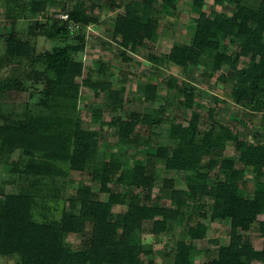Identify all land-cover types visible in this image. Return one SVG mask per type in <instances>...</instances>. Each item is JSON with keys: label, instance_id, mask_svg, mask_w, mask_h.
<instances>
[{"label": "trees", "instance_id": "trees-1", "mask_svg": "<svg viewBox=\"0 0 264 264\" xmlns=\"http://www.w3.org/2000/svg\"><path fill=\"white\" fill-rule=\"evenodd\" d=\"M69 1L73 5L68 9ZM92 1L85 10L87 0H0V172L9 176L0 184V257H15L18 264H156L147 259L163 256L162 252L154 245L133 243L134 235H142L150 222L151 234L160 242L168 236L175 241L173 264H193L194 242L205 240L209 231L204 222L194 221L196 214L211 223L229 220L232 226L229 241H216L217 257L207 264H264V221L259 219L264 216V135L256 134L258 144L251 145L216 120L217 108L209 110L214 124H204L197 111L203 95L188 79L192 67H199L204 78L218 76L223 83L231 82L240 108L264 114V0L257 8L246 6L244 0H214L216 8L226 7L230 13L213 8L209 15L207 0H187L199 15L190 41L175 42L160 56L148 55L158 69L179 70L182 85L179 76H170L167 96L160 97L159 85L148 84L145 102L151 107L108 123L102 122L104 112L122 114L124 92L111 77L100 78L106 71L97 78L88 71L81 83L70 74V65L88 48L92 14L122 7V0ZM179 1L131 0L126 5L112 32L124 61L131 62L129 54H138L147 41H157L160 23L155 12L168 15ZM52 8L67 18L50 15ZM21 20L27 23L24 30L18 27ZM41 37L53 43L52 49L38 48ZM6 66H22L20 77H2ZM82 88L103 98V106L94 109L91 118L101 124L100 130L84 126ZM13 95L29 100L18 105ZM182 98L191 112L188 125L167 116ZM164 123L170 124L167 136L172 145L163 144ZM140 128L158 137L155 147L133 158L123 152L108 156L119 148H139ZM106 129L112 144L103 148ZM229 143L236 156L228 160L223 153ZM159 164H164L160 171ZM72 172H88L99 179V191L84 184L66 197ZM157 172L163 174L161 183ZM172 172L197 178L196 190L168 178ZM247 174L253 176V187ZM111 184L123 190L101 201L98 194H106ZM157 187L161 192L152 198ZM206 199L211 201L208 210ZM165 200L169 207L162 205ZM49 203L59 206L44 209ZM115 206L126 210L114 217ZM255 226L263 240L260 251L252 239ZM72 234L86 238L74 251L65 242Z\"/></svg>", "mask_w": 264, "mask_h": 264}, {"label": "rangeland", "instance_id": "rangeland-1", "mask_svg": "<svg viewBox=\"0 0 264 264\" xmlns=\"http://www.w3.org/2000/svg\"><path fill=\"white\" fill-rule=\"evenodd\" d=\"M92 1V0H91ZM90 0L86 2L84 9L89 10ZM96 2L97 0H93ZM92 1V2H93ZM131 0H122V7L120 10L107 12L99 14L97 10L91 16L92 25L86 31L88 48L80 54L77 60L70 65V74L75 78L77 83H81L87 75L88 71L94 73V77H98V73L106 71V74L100 78L106 79L111 77L115 87L124 92V109L122 114H113L112 112L105 111L102 116V122L108 123L116 119H128L133 112H143L145 108L151 107V104L145 102V94L147 91V86L150 83L159 85L158 95L160 97L167 96V82L170 76H179V85H182L183 77L181 72L177 69H172L167 71L166 69L156 68L149 60V53H153L157 56L162 55V53L167 52L170 47L175 43H188L191 38V28L195 24V20L198 18L197 13H193L190 9V5L187 0H181L177 4V8L170 14L165 15L157 10L154 14L158 18L160 23V31L157 41L149 42L147 41L140 49L138 54H129L132 59L131 62H126L119 53V47L113 41L112 32L114 26V20L118 14L126 13V5ZM244 4L251 8H257L260 4V0H244ZM73 2L69 1L68 9L72 8ZM216 9L219 12L230 13L228 8H216L214 6V0H207V6L205 8L206 14H211L212 9ZM59 9L52 8L50 15L58 14L56 13ZM3 10L0 8V13ZM58 19H66L65 15L58 14L55 16ZM42 17L40 16L39 20ZM27 23L21 20L18 23L20 29H25ZM36 44L42 51H47L52 49L53 43L41 37L37 39ZM14 68V69H13ZM16 68V69H15ZM23 67H12L6 66L1 72L2 77L9 75L14 76V78H19ZM192 85L199 89V93L203 95L197 104H199L197 111L202 115V122L206 125L214 124L213 121L209 119V110L211 108L218 109V115L216 120L220 121L222 124L229 126L234 132H239L240 135L246 139L251 145L255 146L258 144L256 139V134L264 135V114H252L249 110H244L236 104V100L232 97L233 84L231 82L223 83L218 80V76L212 78H204L202 76V69L196 66L192 67L191 74L188 77ZM203 91L208 92L207 95ZM14 103L18 105L27 102L29 100L28 96L22 95L21 97H11ZM17 101V102H16ZM103 98L96 96L93 92L83 89L81 90V100L80 105L83 110L82 117L84 119V126L87 129L100 130L101 124H95L91 122L92 111L103 106ZM185 102L182 98L178 101L175 111L167 112L168 118L175 120L176 122L188 125L191 112L187 110L184 106ZM203 125V124H202ZM170 124L164 123V133L165 137L163 140L164 145H172L173 142L168 140V129ZM205 126H202V130ZM141 130V145L139 148H119L114 152L108 153L109 157H116L119 153H125L128 157L133 158L140 154H145L148 147H155L158 142V137L150 135L149 130L146 128H140ZM221 126L217 123V135H220ZM109 131L106 129L103 133L102 147L106 148L112 143V139L108 136ZM111 140V142H110ZM174 145V144H173ZM236 156L235 146L229 143L226 151L223 153L225 159H233ZM132 164V161L130 160ZM241 169L243 166L239 165ZM164 168V164H159L157 170L160 171ZM157 182L161 183L163 180V174L161 172L156 173ZM168 178L177 179L180 185L186 187L190 191H195L197 188V178L193 176H183L180 173L172 172L168 174ZM246 178L250 182V187H253L252 180L253 176L247 174ZM9 176L6 173L0 172V184L8 180ZM91 186L96 192L100 189V180L91 177L87 173H77L72 172L69 179V186L67 189L66 197H72L75 195L77 187L80 185ZM7 192H10L12 188L10 186L5 187ZM123 190L122 186L117 184H111L108 186V192L106 194H98L101 201H108L110 194L120 193ZM160 187H157L153 193L152 198L160 194ZM241 196H244L242 194ZM206 210L210 206L211 201L206 199ZM163 206L169 207L170 202L165 200L162 202ZM53 204H46L44 209L49 208L50 210L55 206ZM43 209V210H44ZM114 217L120 216L125 212L126 208L121 206L114 207ZM194 212V211H193ZM57 216V215H56ZM194 221H201L208 226V236L205 240L195 241L194 246L195 251V262L193 264H207L209 261L217 257L218 245L216 241L219 240L221 244H226L229 241V237L233 234L231 222L229 220L216 221L211 223L210 221L203 220L194 214ZM42 218V217H41ZM45 219V218H43ZM264 221V216L259 218ZM195 222V223H196ZM152 223L147 222L144 225V233L142 235L135 234L133 237V243L135 245H154L155 250L162 252L163 256L156 254L152 258H148L147 261L153 260L156 264L169 263L173 264V243L175 242L172 236H168L163 242H160L151 234ZM258 226L252 229V239L254 243L255 250L260 251L262 249V238L258 236ZM91 226H89V231ZM177 230L180 231L181 227L178 226ZM240 233V232H239ZM238 233V234H239ZM85 237L80 235H68L65 238V242L68 245V249L71 251L78 250L83 247L85 242ZM173 240V241H172ZM172 255V256H171ZM0 264H18L17 258H4L0 257ZM253 264H261L259 262H254Z\"/></svg>", "mask_w": 264, "mask_h": 264}]
</instances>
